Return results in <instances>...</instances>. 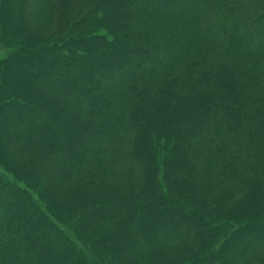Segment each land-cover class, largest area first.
Returning a JSON list of instances; mask_svg holds the SVG:
<instances>
[{"label":"trees","instance_id":"1","mask_svg":"<svg viewBox=\"0 0 264 264\" xmlns=\"http://www.w3.org/2000/svg\"><path fill=\"white\" fill-rule=\"evenodd\" d=\"M0 51V264H264V0H1Z\"/></svg>","mask_w":264,"mask_h":264},{"label":"rangeland","instance_id":"2","mask_svg":"<svg viewBox=\"0 0 264 264\" xmlns=\"http://www.w3.org/2000/svg\"><path fill=\"white\" fill-rule=\"evenodd\" d=\"M1 1V0H0ZM32 21V20H31ZM28 23H27V26L28 27H35V22L33 21V22H30V20L29 21H27ZM3 57V54H2V51H0V59Z\"/></svg>","mask_w":264,"mask_h":264}]
</instances>
